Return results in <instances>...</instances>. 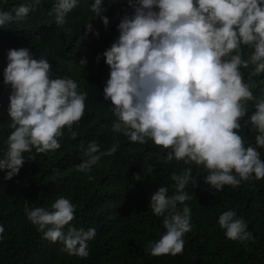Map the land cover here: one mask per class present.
I'll return each mask as SVG.
<instances>
[{"label":"clouds","instance_id":"clouds-1","mask_svg":"<svg viewBox=\"0 0 264 264\" xmlns=\"http://www.w3.org/2000/svg\"><path fill=\"white\" fill-rule=\"evenodd\" d=\"M22 4L12 12H0V27L23 21L39 5ZM133 15L125 14L118 25L119 38L102 53L110 69L103 89L116 118L112 131L133 144L148 141L166 152L167 161L183 162L188 167L170 179L175 194L160 186L150 198L154 215L163 218L166 232L148 250L154 257L182 254L183 237L191 231V200L186 187L196 181L191 165L207 170L205 182L215 192L225 186L233 189L242 182L264 180V161L258 148L264 149V99L248 116L255 99V82L246 83L241 69H249L248 79L264 74V0H127ZM78 0H57L55 23L64 28L66 15ZM158 9V11H156ZM90 11L107 28L102 0H94ZM51 14V13H50ZM93 32L91 23L85 25ZM65 31H71L65 29ZM99 37V32L94 33ZM250 50L244 59L243 48ZM97 62L100 56H97ZM3 83L10 85L7 151L0 158L5 180L16 176L31 155L54 153L67 129L71 138L84 118L87 93L78 90L72 78H50L51 65L35 59L26 48L10 49ZM87 64L86 59L80 65ZM255 132V147L246 146L240 134L241 121ZM84 159L77 171L89 181L94 166L104 156H112L119 141L106 151L96 140L79 145ZM148 167V173L154 172ZM139 181L141 176L134 175ZM178 204L185 205L182 209ZM26 218L43 233V238L62 242L69 255L89 256L88 242L95 239V228L77 229L71 224L76 206L64 196L57 198L51 211L44 207L29 209ZM219 227L231 241H252L247 222L233 210L219 216ZM5 228L0 225V240Z\"/></svg>","mask_w":264,"mask_h":264},{"label":"trees","instance_id":"trees-1","mask_svg":"<svg viewBox=\"0 0 264 264\" xmlns=\"http://www.w3.org/2000/svg\"><path fill=\"white\" fill-rule=\"evenodd\" d=\"M57 0H40L39 5L20 22L0 27V158L7 151L10 85L3 83L10 49H28L33 58H44L51 65L50 78L67 76L75 80L78 90L87 93L84 118L74 131L73 139L64 130L61 148L54 153L36 154L35 161L27 160L19 173L5 180L6 171H0V225L5 231L0 240V264H264V180L242 182L233 189L225 186L215 192L205 182L207 170L191 165L195 187L190 183L185 191L193 198L185 204L191 209V231L183 237L182 254L154 257L148 246L166 232L163 218L153 214L150 198L160 186L175 194V182L170 179L188 167L183 162L167 161L166 152L151 141L144 145L133 144L118 133L112 124L115 117L110 101L104 99L103 89L110 69L102 53L119 38L118 25L125 14L133 15L127 0H102V13L109 20L107 28L102 20L90 11L94 0H78V5L66 15L64 28L55 23L54 5ZM32 0H0V12H12ZM158 11V9H156ZM51 13V14H50ZM87 23L93 26L89 33ZM70 29L71 31H65ZM99 32V37L94 33ZM243 58L250 50L243 48ZM97 56H100L97 62ZM87 60L82 66L80 61ZM246 83L255 82L252 89L255 99L249 104L248 116L255 105L264 99V74L248 79L249 69H241ZM241 121L240 134L246 146L255 147L256 133ZM96 140L106 151L119 141L112 156H104L93 167L89 181L77 171L84 157L81 142ZM264 161V149H257ZM154 172L148 173V167ZM139 174L141 179L134 180ZM64 196L75 206L77 229H96L95 239L88 242L89 256L69 255L62 242L52 243L27 220L25 203L29 209L44 207L51 211L52 203ZM185 205L178 204L179 208ZM229 210L236 212L248 224L253 240L246 243L231 241L219 227V216Z\"/></svg>","mask_w":264,"mask_h":264}]
</instances>
